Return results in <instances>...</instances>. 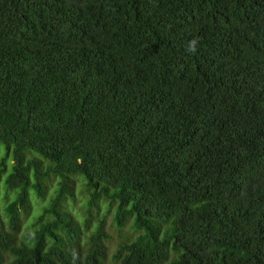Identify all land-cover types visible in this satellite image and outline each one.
<instances>
[{"label":"trees","instance_id":"trees-1","mask_svg":"<svg viewBox=\"0 0 264 264\" xmlns=\"http://www.w3.org/2000/svg\"><path fill=\"white\" fill-rule=\"evenodd\" d=\"M0 189V264H264V0H0Z\"/></svg>","mask_w":264,"mask_h":264},{"label":"rangeland","instance_id":"rangeland-1","mask_svg":"<svg viewBox=\"0 0 264 264\" xmlns=\"http://www.w3.org/2000/svg\"><path fill=\"white\" fill-rule=\"evenodd\" d=\"M10 160H6L5 164L9 165ZM81 180V179H80ZM79 180V178L75 179V183L73 185V194L74 197L69 198L67 197L64 201H66V204L64 208L66 209L67 213L72 215L74 218H80L83 217L86 212V204L84 201L87 199V194L85 193L82 182ZM58 182L57 179L54 177H50L48 181L44 184L46 196L44 200H40L38 202H32V211L30 212L28 219L25 220V223L21 226V229L28 230V223L31 219L34 218V214L39 213V207L38 204L42 203L43 205L46 204V200L53 196L54 189L57 187ZM2 199V191L0 189V201ZM63 201V202H64ZM113 210L114 208H110L109 212H106V206L104 204H101L100 209L97 211L95 208L91 209L92 218L98 217V216H106L105 220V229L107 230V233L109 235V240L107 242L108 250L107 252L110 253L113 252L119 243L123 242L124 240H131L134 237L133 234H135L132 229H130L129 225H126L122 228H117L115 226L113 221ZM95 215V216H94ZM93 219L91 222V225L93 224Z\"/></svg>","mask_w":264,"mask_h":264}]
</instances>
